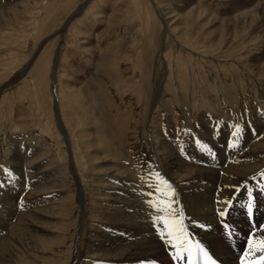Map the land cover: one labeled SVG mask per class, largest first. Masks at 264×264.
<instances>
[{
	"label": "rangeland",
	"instance_id": "374dc122",
	"mask_svg": "<svg viewBox=\"0 0 264 264\" xmlns=\"http://www.w3.org/2000/svg\"><path fill=\"white\" fill-rule=\"evenodd\" d=\"M260 110L264 0H0V166L18 178L0 169V264H89L88 233L110 212L101 166L132 179L146 214L157 146L196 167L183 129L214 147L205 125L254 128ZM18 218L42 228L11 235Z\"/></svg>",
	"mask_w": 264,
	"mask_h": 264
},
{
	"label": "bare ground",
	"instance_id": "6f19581e",
	"mask_svg": "<svg viewBox=\"0 0 264 264\" xmlns=\"http://www.w3.org/2000/svg\"><path fill=\"white\" fill-rule=\"evenodd\" d=\"M255 118L257 119V122L253 124L255 134L252 131H247V127H243V134L239 139V143L234 144L231 149L227 148V143L231 139L229 135L232 129L230 127H223L221 130L224 129L225 131H220L219 134L221 135L218 139H215L213 136H209L212 135L213 128L210 125H205L209 128L206 133L208 138L203 140L210 143L213 140L217 142L215 144L211 143L214 145L211 148L215 152V158L200 149L195 157L189 160L191 163L194 162L195 165L197 162H201V165L196 167L181 159L172 143L165 142L166 144H164L162 142L156 147V151L159 152L165 166L163 175L181 190L180 193L176 192L179 202L177 209L179 210L182 207L184 210V223L191 233L192 240L200 241L210 248L213 253L221 255L235 262V264H238L237 255L242 254L241 249L247 247L245 233L250 222L247 221L244 212L239 210L238 207L237 210L236 208L231 209L230 220L239 234L234 235L231 240L226 239L218 224L215 201L218 198L221 200L229 198L233 194V186L241 187V198L246 200V193L243 192V188L247 183L248 186L253 187L258 202L251 223L264 225V194L259 193L257 187L258 183H264V179L260 177V173L264 172V137L260 136L264 131V116L257 117L256 115ZM228 129H230L229 132H227ZM186 142L184 141L181 144H192V142ZM250 143H258L257 150H247V145ZM192 145L195 146L196 144L193 142ZM117 166V164L111 163L99 168V174L106 177L102 181L104 185L101 186L104 194L97 199L101 204L106 202L105 207L110 212H106V215L104 214V217H101V225L97 230L92 227L88 233V242L84 253L87 261L90 262L89 264H139L142 259H154L161 264H175L174 261H171L172 250L163 245V242L158 239L155 231L150 226V216L157 213L154 209H149L146 214L144 210L140 211L142 202H139L140 199L135 201L134 196H131L130 181L132 179L123 175V171ZM37 175L33 174L32 177L37 178ZM137 182L136 179L132 183ZM220 207H223V205H220ZM29 218L31 219V217ZM8 219L9 217H7ZM204 223L212 225L211 230L199 227V224ZM4 224L1 221L0 228ZM37 224L32 221H24L23 223V219L19 220L18 218V222L16 220L14 227L10 228L8 232H12L11 235L14 233L20 235V230H23L22 234H24V230L36 232V230L42 228L40 223ZM7 235L4 236L6 241L9 239L10 234ZM256 235L259 236L261 233L257 231ZM36 236L37 238L40 237ZM227 246H231V251ZM62 253V251L57 253L60 260L63 256Z\"/></svg>",
	"mask_w": 264,
	"mask_h": 264
},
{
	"label": "snow or ice",
	"instance_id": "6c2138e0",
	"mask_svg": "<svg viewBox=\"0 0 264 264\" xmlns=\"http://www.w3.org/2000/svg\"><path fill=\"white\" fill-rule=\"evenodd\" d=\"M260 115L264 116V110H260ZM246 126L250 131L255 134V129L252 128L251 120H246ZM197 127H199L197 125ZM232 129L230 131L231 139L227 143V148L231 149L234 144L239 143V139L243 134V126L240 123H234L230 125ZM219 127L213 124V134L218 135ZM183 133L186 136H190L196 146L202 151H206L209 156L215 158V152L207 144L203 143L198 137L194 136L190 129H183ZM165 134H167L165 132ZM179 132L177 135L179 136ZM181 154L187 156L183 146L179 147ZM144 167V165H141ZM3 174L8 178L7 183L12 184L13 181L18 178L15 176L13 170L8 167L0 166ZM147 180L144 175L140 177L142 184H146L149 189L147 193L148 197H152L157 194L155 200H147V208L154 209L156 215L150 216L151 227L155 231L158 239L163 242V245L168 246L171 251V261L175 264H235L221 255L213 253L210 248L205 247L200 241H194L191 238V233L188 231L187 226L184 223L185 216L183 208L177 209L178 200L177 193L173 184L157 170L156 166L149 164L148 171L146 173ZM260 177L264 179V172L260 173ZM27 186V185H26ZM6 187L4 182H0V189ZM259 193L264 194V183H258L257 185ZM139 195H144L139 189L134 188ZM242 189L240 186H233V194L229 198L223 200L217 199L215 201L217 208L215 209L216 216L218 217V224L226 239L231 240L234 235H238L239 232L235 230V225L231 222L230 210L238 207L243 211L248 224V229L245 233L247 247L241 249V253L237 255L238 264H264V225H256L251 223L254 218L255 210L258 206L257 197L254 195L253 187L244 185L243 192L246 193V200L241 198ZM223 205V207H220ZM18 207L23 210V199L18 200ZM201 229L211 230L212 225L204 223L199 224ZM259 231L261 235L257 236ZM231 251V246H227ZM139 264H157L154 259H142Z\"/></svg>",
	"mask_w": 264,
	"mask_h": 264
},
{
	"label": "water",
	"instance_id": "95a60500",
	"mask_svg": "<svg viewBox=\"0 0 264 264\" xmlns=\"http://www.w3.org/2000/svg\"><path fill=\"white\" fill-rule=\"evenodd\" d=\"M55 94H56V92H55V90H54V97H56ZM54 112L57 114V106L55 107V111H54ZM58 125H59L60 130H61V132L63 133L64 137L66 138V132H63V131H62L63 123L61 122V120H60L59 117H58ZM66 139H67V138H66Z\"/></svg>",
	"mask_w": 264,
	"mask_h": 264
}]
</instances>
